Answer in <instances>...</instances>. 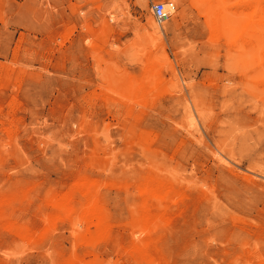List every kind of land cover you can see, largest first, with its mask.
Returning <instances> with one entry per match:
<instances>
[{"label":"rangeland","instance_id":"374dc122","mask_svg":"<svg viewBox=\"0 0 264 264\" xmlns=\"http://www.w3.org/2000/svg\"><path fill=\"white\" fill-rule=\"evenodd\" d=\"M0 264H264V0H0Z\"/></svg>","mask_w":264,"mask_h":264},{"label":"built area","instance_id":"2783aa9c","mask_svg":"<svg viewBox=\"0 0 264 264\" xmlns=\"http://www.w3.org/2000/svg\"><path fill=\"white\" fill-rule=\"evenodd\" d=\"M154 14L158 22L162 23L170 19L171 12L166 10V4L163 2H157L153 6Z\"/></svg>","mask_w":264,"mask_h":264},{"label":"bare ground","instance_id":"6f19581e","mask_svg":"<svg viewBox=\"0 0 264 264\" xmlns=\"http://www.w3.org/2000/svg\"><path fill=\"white\" fill-rule=\"evenodd\" d=\"M166 4V10L171 12V14H173L174 10H175V5H174V2L173 1H169V2H163ZM155 4V3H154ZM153 14H154V10H153ZM155 16V14H154ZM156 18V16H155ZM158 21V20H157ZM160 23V22H159ZM163 23V22H162Z\"/></svg>","mask_w":264,"mask_h":264}]
</instances>
